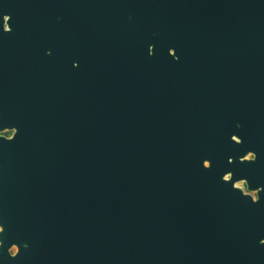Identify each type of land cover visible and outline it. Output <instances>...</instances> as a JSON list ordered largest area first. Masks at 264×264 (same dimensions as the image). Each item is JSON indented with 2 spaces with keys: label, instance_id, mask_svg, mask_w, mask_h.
<instances>
[{
  "label": "water",
  "instance_id": "obj_1",
  "mask_svg": "<svg viewBox=\"0 0 264 264\" xmlns=\"http://www.w3.org/2000/svg\"><path fill=\"white\" fill-rule=\"evenodd\" d=\"M47 8H0V264H264V0ZM24 45L75 92L7 93Z\"/></svg>",
  "mask_w": 264,
  "mask_h": 264
},
{
  "label": "flooded vegetation",
  "instance_id": "obj_2",
  "mask_svg": "<svg viewBox=\"0 0 264 264\" xmlns=\"http://www.w3.org/2000/svg\"><path fill=\"white\" fill-rule=\"evenodd\" d=\"M4 2L3 4L0 5V8H3L2 16H3V28L9 29V25L6 22L7 18L9 17H30V16H39L38 17V23H35L37 20L36 17L35 19L33 18L34 25L32 26L33 28L39 27L42 28L40 25V18L45 15V8L47 6L49 7V10L58 9V5L62 3V0H54V4L56 5L55 7L52 8L50 4L51 0H43V2L39 1L38 3H32V0H0V3ZM29 22V21H28ZM37 47H33L32 45H24L23 48L18 47V56L19 58L22 59L23 61V66H21V71H24L25 74H22L18 76V81L19 83L17 86V90H12L7 93H33L35 92L32 89H27L26 86L33 81L34 79H40V78H45L47 75V72H49V78L53 82H57L59 85L58 90H41L39 93H74L75 92V87L77 85L76 77H77V71H78V66L76 65L75 61H72V70L68 74L63 73V69L61 65L55 64V66H50L48 62H44L42 59H37L35 57L36 54V49ZM45 52L50 54L49 49H45ZM41 58V57H40ZM25 61H24V60ZM48 66L50 68L48 69ZM56 69L59 73L56 72ZM75 75V76H74ZM16 131L15 126L11 127H5L3 129H0V135L3 137H11L14 132ZM3 132L4 134H1ZM252 157V156H251ZM245 183V182H244ZM246 186V184H245ZM257 192V190L255 191ZM255 198H256V193H255ZM1 224V223H0ZM9 248V247H8Z\"/></svg>",
  "mask_w": 264,
  "mask_h": 264
},
{
  "label": "rangeland",
  "instance_id": "obj_3",
  "mask_svg": "<svg viewBox=\"0 0 264 264\" xmlns=\"http://www.w3.org/2000/svg\"><path fill=\"white\" fill-rule=\"evenodd\" d=\"M1 134H4V133L1 132ZM251 156H252V154L250 152H248V153H246L245 158H251ZM207 164H208V162L205 161L204 162V165H207ZM223 178L224 179H228L229 178V175L228 174L227 175H224ZM234 186L241 188V190L245 194H249V195L252 196L253 199H255V193H256L255 191L256 190H249V189H247L246 186H245L244 180H238V181L234 182ZM21 245L23 246V243H13V244H10L9 245V248L8 249L10 250L11 253H15L17 251V249ZM0 246H1V242H0Z\"/></svg>",
  "mask_w": 264,
  "mask_h": 264
},
{
  "label": "bare ground",
  "instance_id": "obj_4",
  "mask_svg": "<svg viewBox=\"0 0 264 264\" xmlns=\"http://www.w3.org/2000/svg\"><path fill=\"white\" fill-rule=\"evenodd\" d=\"M206 160H204V162H205ZM224 175H227V174H224ZM2 228H3V226H2V224H0V231L2 230ZM14 243V242H13ZM13 243H11V244H13ZM23 245L24 246H27V242L26 241H23Z\"/></svg>",
  "mask_w": 264,
  "mask_h": 264
}]
</instances>
